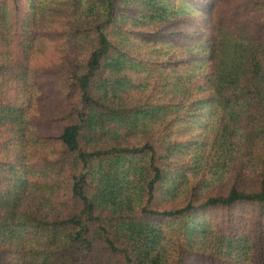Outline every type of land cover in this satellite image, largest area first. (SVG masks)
<instances>
[{
	"label": "trees",
	"instance_id": "1",
	"mask_svg": "<svg viewBox=\"0 0 264 264\" xmlns=\"http://www.w3.org/2000/svg\"><path fill=\"white\" fill-rule=\"evenodd\" d=\"M0 264H264V0H0Z\"/></svg>",
	"mask_w": 264,
	"mask_h": 264
}]
</instances>
